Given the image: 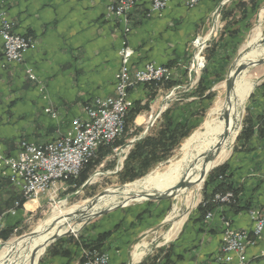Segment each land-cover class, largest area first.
<instances>
[{"label":"crops","instance_id":"1","mask_svg":"<svg viewBox=\"0 0 264 264\" xmlns=\"http://www.w3.org/2000/svg\"><path fill=\"white\" fill-rule=\"evenodd\" d=\"M110 1L0 0V12L12 22L13 31L31 44L20 64L0 65L3 154L16 157L24 141L43 143L65 135L71 121L83 116V106L112 97L123 45L133 50L131 72L147 64L170 65L173 78L181 81L189 42L207 28L219 3L202 0L187 8L184 0H171L159 14L149 15L150 0H137L128 19L130 32L125 34L127 20L109 15ZM28 71L36 81L29 78ZM138 89L129 92L131 100L144 88ZM260 92L250 105L251 111L257 110L250 118L251 136L236 143L234 158L226 162L228 180L237 191L238 212L220 206L210 212L209 219L194 213L173 237L170 226L157 245L155 240L138 244L154 229L155 217L148 207L115 210L92 220L77 238L48 247L39 264H79L87 251L107 255L111 264H225L218 259L222 256L224 221L248 235L247 264H264V230L255 238L248 214L256 208L264 216V113ZM46 107L55 111L56 119L44 113ZM21 200L19 190L0 169L1 232L18 227L29 212L39 209L38 200L23 204ZM17 202L20 205L16 208ZM105 233L107 238L97 242ZM84 245L96 248L85 249Z\"/></svg>","mask_w":264,"mask_h":264},{"label":"rangeland","instance_id":"2","mask_svg":"<svg viewBox=\"0 0 264 264\" xmlns=\"http://www.w3.org/2000/svg\"><path fill=\"white\" fill-rule=\"evenodd\" d=\"M201 1L202 0H200L199 2ZM238 3H242L243 7H238ZM253 4H256L255 8L250 9ZM244 7H246L245 18L242 17V10ZM215 10L216 12L214 11L215 13L207 21V28L198 31V34L189 42V57L187 59L186 64L183 66V79H181L179 85L168 90L165 88V83H157L155 85L156 95L151 101L147 94L148 90L146 88L142 87L144 89L140 91L142 88L138 89L139 86L133 87L131 90L138 89L140 91V94L135 96V103L133 104L132 102V107L138 106L143 109L141 113L135 118L132 124L127 125L126 129L124 126L123 134L118 139H124V144L118 148L113 149L110 155L103 159L101 163L95 165L89 173L87 180L82 185L77 186L76 182L79 181V176L77 177L78 179L75 178L61 180L54 183L53 186H51V188L49 189V191L45 194L40 195L34 200L26 201L32 202L38 200L37 202L39 203V209L37 208L33 212H29L26 221L21 223L15 230L12 231V234L10 235V238L7 241H3L2 239H0V251L1 248H3L4 245L9 242H12L13 245H15L18 240L27 239L28 237L25 236L35 231L36 228L50 216L53 207L61 205L62 203L65 204L64 206L66 208H70L76 205H86L88 201L96 197L99 193L104 190H110L112 188H116L118 186L123 185H126L125 187L132 185L135 181L123 185L120 184L118 181V173L121 172L123 168V163L130 149L133 146L132 145L130 147L129 144L132 141H136L139 136L143 133L147 134L148 131L156 128L157 120L160 118L161 114L164 113L171 106L176 108V111L174 112V118H181V116H183L184 114V118L188 119L187 126L191 130V134L188 138L184 139L181 142L179 147L174 151L171 158H169L163 163L156 165L153 169H151L145 176L141 177L140 179L148 176L149 174L157 175L159 173H163L173 165L183 161L186 153H188L187 151L189 147L192 145L193 142L198 139V136L204 133L205 130L208 129L210 126L214 125V122L218 116V113L215 112L217 102L225 97L224 81L227 77L230 67L235 63V60L240 50L249 48L251 46V42H253V45L257 41L264 39V0H219V3H217ZM130 14L131 13L126 16L128 25H126L125 28L127 27L128 30L131 29V23L128 20ZM257 28L261 32L260 36L255 41L254 39L251 40L250 35ZM233 31L243 32L237 37L236 41H234V44L229 43V46L226 45L225 48H221L220 46L228 43ZM129 32L127 34H129ZM207 34L209 35L207 36ZM206 37H208V39L205 43V46L198 55L199 58L202 60L201 68L199 67V69H197V62L195 63V56L197 54L195 42L200 38L204 39ZM215 45H218V48H216V50L219 52L217 57H221L223 55L228 56L227 65L223 68L219 67L220 65H218L217 67L212 65L209 66L210 72L207 80V88L206 91L201 94V91H199L197 88L198 81L202 75L203 70L206 67L207 50L212 49V47H215ZM260 46L264 48V43H262ZM217 62H221L219 58L217 59ZM162 66L169 67L168 65ZM247 76L248 80H250V82L252 83V86L249 90L248 97L244 104V110L242 113V119L240 122L239 129L236 133V136L231 140L229 144V156L215 168L223 165L226 162H229L232 158H234V155L236 153L235 151L238 149V146L236 144L237 137L239 136L243 125L246 122L250 121V118L252 117L251 115L253 113H256L257 111H251L250 105L251 103H253L254 94L258 93L259 87L264 83V64L248 69ZM251 95H253V98L250 99ZM132 107L129 109V111L132 109ZM122 151L125 152L124 159L122 163H119V155ZM96 158L97 156L95 153L93 157L94 161ZM212 170H210L209 172H211ZM209 172L206 173L205 178L201 183V186L199 187L198 191L195 192L196 194L194 193V206L186 207L184 209L185 219L182 225L185 224L186 221L191 219V217H193L194 213H196L197 206L202 202L204 191L203 189ZM140 179H137L136 181ZM109 201L110 200H106V202ZM174 203H176V206L181 205L180 201H175V198L172 197L164 201L131 202L126 207L120 208L126 209L129 207V209H131L135 207H148L150 210L149 214H151L153 218L155 217V221L153 222L154 229L151 233L148 234V237L146 239H141L140 241H138V244H149L151 243V241L153 242L154 240L157 245L161 243V235L164 234L171 226V222L167 220H170L168 219V215L171 212ZM164 220L167 223H164ZM91 221L89 223H91ZM89 223L86 224L84 227L80 228L75 235L69 237L77 238L83 228L87 227ZM66 238L68 237L60 238L51 243L49 246H47L45 251H43L42 255L39 257V261L37 262V264H39L40 260L45 255L48 247L54 245L55 243L57 244L62 240L66 241ZM168 243H164L163 246L167 245ZM16 255L15 253H12L9 258L12 257L13 259H16L17 261L15 262V264H18V257H15Z\"/></svg>","mask_w":264,"mask_h":264},{"label":"built area","instance_id":"3","mask_svg":"<svg viewBox=\"0 0 264 264\" xmlns=\"http://www.w3.org/2000/svg\"><path fill=\"white\" fill-rule=\"evenodd\" d=\"M171 0H151L150 14H159ZM200 0H184L187 8L195 7ZM136 0H111L108 13L111 16L127 19ZM130 30L125 28L124 33ZM30 40L13 31L12 22L3 12H0V65L20 64L27 50ZM120 68L117 74L112 97L97 99L92 104L82 107V117L74 118L69 131L52 141L43 143L22 142L16 157H8L0 151V169L10 184L17 188L25 201L34 200L49 191L54 183L75 179L83 167L93 159L101 146L117 141L123 134L125 118L132 107L129 92L133 87L145 84L159 83L172 79L174 72L170 67L147 64L143 69L131 72L129 61L133 51L126 45L119 50ZM31 80L36 81L31 71ZM44 113L52 119L57 114L50 107ZM213 202L228 205L235 202L233 192L216 194ZM19 202L15 204L17 208ZM15 211H11L14 214ZM253 223V235L260 237L264 230V216L259 210L252 208L248 212ZM211 213L206 218L209 219ZM1 220V216H0ZM225 227L221 233V252L219 261L230 264H247L246 248L249 237L245 232L230 227L224 221ZM80 264H111L107 255L93 251L84 252Z\"/></svg>","mask_w":264,"mask_h":264},{"label":"bare ground","instance_id":"4","mask_svg":"<svg viewBox=\"0 0 264 264\" xmlns=\"http://www.w3.org/2000/svg\"><path fill=\"white\" fill-rule=\"evenodd\" d=\"M260 33L258 28L255 29L250 35L251 40H257ZM208 35L209 34H207V36ZM207 39L208 37L204 39L200 38L195 42L197 48V54L195 56L197 69H199V67L201 68L202 62L198 55L204 48ZM261 41L262 40L257 41L253 45V42H251V46L249 45L250 47L246 48L248 50L241 54L240 61L246 62L263 58L264 48L260 46ZM247 72L248 70L237 76L234 79L233 88L229 94L226 96L225 93V97L217 102L215 112L218 113V116L214 125L210 126L204 133L198 136V139L189 147L188 153H186L182 162L173 165L163 173L157 175L149 174L135 181L132 185L125 187L123 190L126 192V196H118L116 194L117 188H112L108 190V195L99 198L91 208H86V205H76L66 208L64 203L53 207L50 216L36 228L35 233H38L36 236L18 241L16 240L17 242L15 245L9 242L1 248L0 263L15 264L17 260L12 257L9 258L12 253H15V255L18 254L15 256L18 257V264H30L32 253L34 250H38L34 258L35 264L44 251L45 242L48 241L53 234H63L65 232L76 233L79 231L86 218L103 209L112 208L122 201H129V203L144 201L143 198H136L135 201H130L131 197L127 196L129 194H163L173 192L175 201L181 202L180 206H176V203H174L168 215V219H170L168 221L171 222L169 234L170 237H173L180 229L185 219L184 209L194 206L195 192H197L201 186L206 173L221 164L229 156V144L236 136L239 129L244 104L252 86V83L248 80ZM124 153V151L120 153L119 163L123 162ZM182 183H184L185 186H180ZM106 200L110 201L106 202ZM71 214L74 215L73 219L70 221L66 219V216ZM76 218L83 219L77 223L75 221ZM55 220H57L56 226L50 232H45L47 226Z\"/></svg>","mask_w":264,"mask_h":264},{"label":"trees","instance_id":"5","mask_svg":"<svg viewBox=\"0 0 264 264\" xmlns=\"http://www.w3.org/2000/svg\"><path fill=\"white\" fill-rule=\"evenodd\" d=\"M256 4H253L250 9L255 8ZM238 7H243L242 3H238ZM246 7L242 10V17H246ZM243 18V19H244ZM243 31H233L231 37L229 38L228 43L220 46L221 48H225V46H229V43H233L236 41L237 37ZM218 45L212 47V49L207 50L206 55V67L202 72V75L198 81L197 88L203 94L207 88V80L209 75V66H218L225 67L227 65V55H223L221 57H217L219 52L216 50ZM220 59L221 62H217V59ZM225 60V61H224ZM170 67V65H169ZM181 81H176L175 78L168 81H164L165 88L170 90L173 87L179 85ZM155 83L141 85L139 87H144L148 90V96L150 101L154 99L156 95V88ZM260 92L261 97L263 98V112L264 113V83L258 89ZM258 91V93H259ZM255 93L254 97L258 94ZM197 94V91H196ZM207 97V96H206ZM253 98V95L250 96V99ZM133 104L135 103L132 100ZM143 108L138 106L132 107V109L128 112L125 118V129L126 126L132 124L135 118L141 113ZM176 108L173 106L169 107L164 113L161 114L160 118L157 120V127L153 130L148 131V133L144 136V138L137 140L134 142L132 148L130 149L124 163L123 168L120 173H118V181L120 184L132 183L137 179L145 176L151 169H153L156 165L167 161L169 158L172 157L174 151L179 147L181 142L188 138L191 134V130L187 126V118L181 116L178 119L174 118V112ZM262 118H257V120ZM251 122L248 121L243 125L239 136L237 137L236 142L238 143L240 140L248 139L251 136ZM124 144V139H120L115 141L114 143L106 146H101L97 152V158L92 159L87 165H85L84 169L81 171L79 175V181H77V186L82 185L86 180L91 172L92 168L95 165L101 163L103 159H105L108 155L112 153V150L118 148ZM227 164H223L211 172H209L207 180L204 185L203 191V199L202 202L197 206L196 213L199 214L200 218H205V216L212 212L215 208L220 206H229L233 208L235 212H238L240 208H238V199H237V191L234 190L232 184L229 182V176L226 174ZM77 178V179H78ZM76 179V180H77ZM233 192L235 197V202L230 203L228 205H220L218 203L213 202V198L216 194H224L225 192ZM26 202L23 198L21 200V204ZM17 227H13L10 230H3L0 233V239L3 241H7L12 234V231L15 230ZM108 234H104L98 237L97 242L104 238H107ZM74 237L66 238L67 241L72 240ZM85 249H95L91 245H84ZM49 249L47 248V252ZM62 255H66L67 252H62ZM80 264V262H79Z\"/></svg>","mask_w":264,"mask_h":264},{"label":"water","instance_id":"6","mask_svg":"<svg viewBox=\"0 0 264 264\" xmlns=\"http://www.w3.org/2000/svg\"><path fill=\"white\" fill-rule=\"evenodd\" d=\"M264 43V41L262 40L260 44ZM246 50L248 49H242L240 50L236 60H235V63L230 67V70L227 74V77L224 81V84H225V93H226V96L229 94V92L232 90L233 88V83H234V79L239 76L242 72L250 69V68H253V67H257V66H261L264 64V57L261 58V59H257V60H252V61H246V62H241L240 59H241V54L243 52H245ZM232 72V73H231ZM146 134L143 133L142 135L139 136V138L137 140H140L142 138H144ZM136 140V141H137ZM135 141H132L129 146L131 147L133 145ZM126 185H123V186H118L116 187L117 188V192L116 194L120 197H123L124 195L126 196V192H124V188H125ZM180 186H185L184 183H182ZM187 186V185H186ZM108 195V190H104L102 191L101 193H99L96 197H94L93 199H91L90 201H88V203L86 204V208H91L93 205H95V203L98 201L99 198L103 197V196H106ZM129 197H131L130 201H135L136 198H143L144 199V202H150V201H164V200H167L169 198H172L173 197V192H170V193H161V194H156V193H152V194H129L127 195ZM129 204V201H125V202H121L120 204L112 207V208H109V209H103L101 211H98L94 214H92L91 216H89L88 218H86L85 222L83 223V225L81 226L84 227L86 224H88L92 219H95L97 217H100L102 215H105L106 213L112 211V210H116V209H120V208H123V207H126L127 205ZM73 215L74 214H71V215H68L66 216V219H69L71 221V219H73ZM83 218H76V222L79 223ZM56 223H57V220L55 221H52L48 226L47 228L45 229V232H50L55 226H56ZM164 223H167L165 220H164ZM77 233V232H76ZM76 233H73V232H65L63 234H53L49 239L48 241L45 242L44 244V251L46 249L47 246H49L51 243H53L54 241L60 239V238H64V237H69V236H72V235H75ZM36 234L38 233H35V231H33L32 233H30L29 235L25 236V237H34L36 236ZM23 237V238H25ZM38 252V250H34V252L32 253V256H31V263L30 264H34V258H35V254ZM39 260L36 261L35 264H37Z\"/></svg>","mask_w":264,"mask_h":264}]
</instances>
